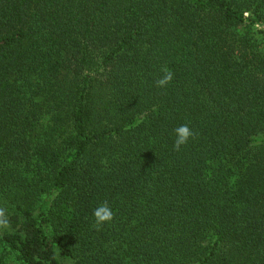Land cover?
Segmentation results:
<instances>
[{
	"label": "trees",
	"instance_id": "1",
	"mask_svg": "<svg viewBox=\"0 0 264 264\" xmlns=\"http://www.w3.org/2000/svg\"><path fill=\"white\" fill-rule=\"evenodd\" d=\"M0 207V264H264V0H0Z\"/></svg>",
	"mask_w": 264,
	"mask_h": 264
},
{
	"label": "clouds",
	"instance_id": "2",
	"mask_svg": "<svg viewBox=\"0 0 264 264\" xmlns=\"http://www.w3.org/2000/svg\"><path fill=\"white\" fill-rule=\"evenodd\" d=\"M164 75L155 81L157 87L167 86L173 79V73L171 70L162 68ZM176 139L174 140V150L179 151L181 146L187 144L188 140L195 135L193 130L187 125H180L174 129ZM94 223L93 227L96 230H100L102 225L109 223L114 219V213L107 204V202H101L93 210ZM11 226L10 218L6 214V209L0 207V230L8 229Z\"/></svg>",
	"mask_w": 264,
	"mask_h": 264
},
{
	"label": "rangeland",
	"instance_id": "3",
	"mask_svg": "<svg viewBox=\"0 0 264 264\" xmlns=\"http://www.w3.org/2000/svg\"><path fill=\"white\" fill-rule=\"evenodd\" d=\"M8 264H18L15 260H10Z\"/></svg>",
	"mask_w": 264,
	"mask_h": 264
}]
</instances>
